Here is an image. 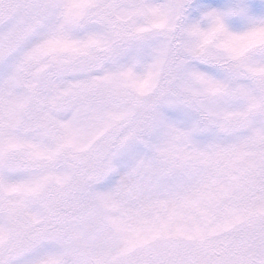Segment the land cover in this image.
Wrapping results in <instances>:
<instances>
[{
    "label": "snow or ice",
    "instance_id": "obj_1",
    "mask_svg": "<svg viewBox=\"0 0 264 264\" xmlns=\"http://www.w3.org/2000/svg\"><path fill=\"white\" fill-rule=\"evenodd\" d=\"M0 264H264V0H0Z\"/></svg>",
    "mask_w": 264,
    "mask_h": 264
},
{
    "label": "rangeland",
    "instance_id": "obj_2",
    "mask_svg": "<svg viewBox=\"0 0 264 264\" xmlns=\"http://www.w3.org/2000/svg\"><path fill=\"white\" fill-rule=\"evenodd\" d=\"M251 198V194L250 193H242L239 197L237 198H229V202H230V206L232 207H244L248 200ZM163 209H161V212L163 213ZM257 226L252 225L249 226L246 230L243 231H232L229 233H221L217 239H223L225 237H229V238H234V239H239V240H245V239H249L254 232L256 231Z\"/></svg>",
    "mask_w": 264,
    "mask_h": 264
}]
</instances>
